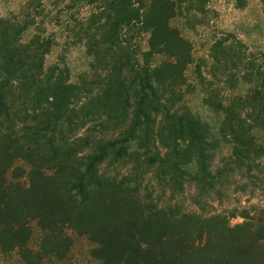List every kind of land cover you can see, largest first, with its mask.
Returning <instances> with one entry per match:
<instances>
[{"label":"trees","instance_id":"trees-1","mask_svg":"<svg viewBox=\"0 0 264 264\" xmlns=\"http://www.w3.org/2000/svg\"><path fill=\"white\" fill-rule=\"evenodd\" d=\"M42 2L0 17V253L42 264L78 236L102 264H264V208H213L264 191V51L229 33L195 59L172 20L204 25L209 0H86L67 23L90 56L72 80L46 65ZM197 86L215 130L183 100Z\"/></svg>","mask_w":264,"mask_h":264},{"label":"rangeland","instance_id":"rangeland-1","mask_svg":"<svg viewBox=\"0 0 264 264\" xmlns=\"http://www.w3.org/2000/svg\"><path fill=\"white\" fill-rule=\"evenodd\" d=\"M24 4V0H0V17H9L17 14ZM42 14L39 19H43L42 26L44 33L51 36L54 40L50 52L45 58L46 65L54 62L64 63L70 71L72 80H76L78 74L88 69L90 56L85 53L84 46L71 42L70 33L67 24L74 17L83 18L90 13L92 7L86 3V0H43ZM208 8L209 18L207 23L189 30L185 27L181 18H174L172 23L177 26L193 46V55L195 59L205 57L208 47L214 36H224L232 33L236 38L243 41L251 51H264V12L262 11L261 0H247L244 8L234 7L230 0H209ZM34 32L30 27L23 35V41H26ZM142 47L146 48V37L142 39ZM164 56H156L154 62L163 59ZM194 65H190L186 70V75L190 83L196 84L194 75ZM185 103L205 121L212 129H216L221 119V115L213 112L202 102V93L198 86L194 92L186 93ZM228 146L220 147L215 156L214 163H218L221 156L227 155ZM188 209H194L189 202H185ZM254 204L264 208V191L256 189L250 193L235 190L231 188L222 201L213 203V208L217 211H232L233 208L248 207ZM242 221L237 216L231 219V223ZM40 237V231L34 228V233L30 240L32 247H37ZM72 248L66 257L58 259L56 257L46 258L42 264H102L99 260L93 258L90 254L92 245L84 237H73ZM19 262L15 253H0V264H17Z\"/></svg>","mask_w":264,"mask_h":264}]
</instances>
